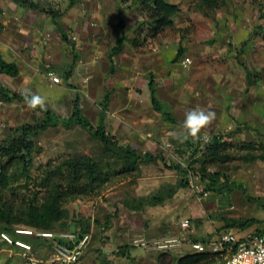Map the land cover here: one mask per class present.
<instances>
[{
	"label": "rangeland",
	"instance_id": "374dc122",
	"mask_svg": "<svg viewBox=\"0 0 264 264\" xmlns=\"http://www.w3.org/2000/svg\"><path fill=\"white\" fill-rule=\"evenodd\" d=\"M31 1L38 8H31ZM70 1L0 0V51L20 67L19 76L4 75L3 84L21 93L30 89L66 117L78 101L82 116L94 126L109 95L107 131L142 155L160 154L166 160L123 169L124 152L114 146L107 150L80 124L60 123L33 135L32 174L49 160L75 155L122 168L95 194L65 205L67 222L92 236L79 264H177L180 257L196 253L191 249L195 240H213L222 232L245 239L264 231V160L257 157L264 144V0H225L211 15L194 10V0H168L179 4L181 12L173 27L156 35L136 1L77 0L71 8ZM119 11L127 39L111 72L109 55L122 34ZM186 57L191 58L188 65ZM49 71L61 75L62 82L53 84ZM151 78L175 122L154 108ZM196 107L214 111L216 119L200 139L181 143L174 133L181 131L185 113ZM42 117L25 101L0 97V147L19 127L36 125ZM214 134L257 147H233L220 167L229 186L221 181L210 189L194 170ZM170 163L186 173L171 169ZM23 183L3 192L7 200L17 205L32 195L34 188ZM248 220L246 227L234 223ZM24 221L15 213L11 224ZM169 240L172 245L164 246ZM8 254L0 248L1 257Z\"/></svg>",
	"mask_w": 264,
	"mask_h": 264
},
{
	"label": "trees",
	"instance_id": "16d2710c",
	"mask_svg": "<svg viewBox=\"0 0 264 264\" xmlns=\"http://www.w3.org/2000/svg\"><path fill=\"white\" fill-rule=\"evenodd\" d=\"M12 1L21 2L22 0ZM76 1L77 0H71L69 7H73ZM121 1L123 3L132 1L139 3L141 14L146 16L154 35L164 31L166 28L173 27L176 16L181 12L179 4L171 3L168 0ZM251 1L252 3H259L261 0ZM224 5L225 0L193 1V9L206 15H211ZM29 6L31 8H38L36 2L33 1L29 3ZM121 15L122 11H119L118 23L122 34L117 37L115 45L109 55L112 62L111 72L114 71V56L122 50L127 39L126 21ZM56 24L59 26L61 32H64L60 24L57 22ZM182 52L183 51L179 50L178 53L181 54ZM1 74L17 77L20 74V67L15 61L7 60L0 51V97L9 101H24L21 92L11 91L3 84ZM149 88L154 108L159 111L165 119L175 122V118L167 106H165L166 104L157 97L158 89L154 78H151ZM108 100L109 95L105 96L102 103L103 111L100 114V121L97 126H94L89 120L82 116L81 107L78 101L74 103V111L70 117L57 114L53 108L45 105L44 109L39 107L36 108V110L43 115V117L38 120V124L23 125L17 129L18 131L15 134L8 136L3 141L0 147V233L6 231L14 238L30 240L33 243L34 250L39 253L41 252L40 242L37 239L17 234L15 232L16 227H28L35 230L54 232L74 230L79 233V236H82L85 233H90L85 228L73 227L71 226V222H67L70 217V211L65 205L68 202L82 196L95 194L100 190V187L104 183L112 179L113 176L118 175L122 168L132 169L131 167H135L140 162L145 163L156 160L166 161L160 154L154 155L152 153H145L142 155L130 145L120 144L116 136L107 131L105 111L108 108ZM60 123L66 125L80 124L87 127L97 138H99L104 143L107 150H111L113 146L119 148L124 152L125 166L116 169L113 168L110 162L101 164V162H98L87 155H75L63 157L56 162L49 160L44 164H40L36 173L32 174L35 150L33 135L37 134L40 129L45 130L50 126H56ZM237 146L248 149L257 147L253 142L234 144L229 140H225L222 135L214 134L211 137L202 151L200 166L194 170L201 177L200 179L206 182L208 188L216 189L221 181L224 183L225 187L229 186L228 179L221 174L220 167L222 168L223 163L228 159L229 152L233 150V147ZM259 147L261 148V152L257 154V157L264 160V144L260 143ZM4 158L7 160L3 161ZM169 165L171 169L186 173V170L180 164L170 163ZM209 166H215V172H210L208 168ZM22 180L24 181L22 185L29 187L32 186L34 190L27 200L23 199L21 203L16 205L7 200L3 192L13 190V187L16 184H19ZM185 183H188L187 179L185 180ZM16 208L17 210H15ZM15 213L19 214L20 219H25V224H11L12 217ZM234 223L237 226L246 227L251 224V221H237ZM57 226L58 229H56ZM261 233H264V231L258 232L257 234ZM239 239L243 240L244 238ZM205 240L207 239H202V241ZM1 247H3L4 251H8L5 250L7 246H5V243L0 238V248ZM17 251L18 249H15L14 247V252ZM2 258L4 260L3 264H22V259L18 255L13 257L9 254L5 256L2 255ZM217 258V254L215 253H189L180 257L177 264H210L214 263Z\"/></svg>",
	"mask_w": 264,
	"mask_h": 264
},
{
	"label": "built area",
	"instance_id": "2783aa9c",
	"mask_svg": "<svg viewBox=\"0 0 264 264\" xmlns=\"http://www.w3.org/2000/svg\"><path fill=\"white\" fill-rule=\"evenodd\" d=\"M185 61L191 63V58L186 57L184 64ZM49 77L53 84L62 82L61 75L54 71H49ZM188 225L189 220L182 222L184 228ZM15 232L40 242L39 253L34 250L30 240L14 238L6 231L0 233V238L8 248L5 250H10L11 257L18 255L22 264H79L91 241L90 233L79 236L74 230L54 232L16 227ZM172 242L174 240H169L164 246L172 245ZM14 247L18 249L17 252H14ZM191 249L196 253L217 254V260L210 264H264V233L240 240L232 232H223L213 240L191 242ZM3 261L0 256V264Z\"/></svg>",
	"mask_w": 264,
	"mask_h": 264
},
{
	"label": "clouds",
	"instance_id": "9594fccd",
	"mask_svg": "<svg viewBox=\"0 0 264 264\" xmlns=\"http://www.w3.org/2000/svg\"><path fill=\"white\" fill-rule=\"evenodd\" d=\"M190 63V61H185V65ZM24 101L29 108H45L44 99L31 92L30 89H25L22 93ZM216 119V113L211 110H205L203 108H192L188 110L184 115V120L180 126L181 131L174 133V138L179 142L183 143L189 138L192 140L200 139V134L203 129L209 127ZM205 139H210V137H205Z\"/></svg>",
	"mask_w": 264,
	"mask_h": 264
},
{
	"label": "crops",
	"instance_id": "0c3cea01",
	"mask_svg": "<svg viewBox=\"0 0 264 264\" xmlns=\"http://www.w3.org/2000/svg\"><path fill=\"white\" fill-rule=\"evenodd\" d=\"M110 59V58H109ZM111 61V60H110ZM111 64H112V62H111ZM113 64H114V62H113ZM114 66V65H113ZM4 75H6V74H1V79H2V77L4 76ZM13 78H15V77H13Z\"/></svg>",
	"mask_w": 264,
	"mask_h": 264
}]
</instances>
